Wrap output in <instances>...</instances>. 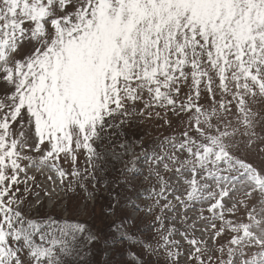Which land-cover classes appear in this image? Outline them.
<instances>
[{
    "label": "snow or ice",
    "instance_id": "obj_1",
    "mask_svg": "<svg viewBox=\"0 0 264 264\" xmlns=\"http://www.w3.org/2000/svg\"><path fill=\"white\" fill-rule=\"evenodd\" d=\"M37 175L103 183L110 232L29 204ZM125 249L264 264V0H0V264Z\"/></svg>",
    "mask_w": 264,
    "mask_h": 264
},
{
    "label": "rangeland",
    "instance_id": "obj_2",
    "mask_svg": "<svg viewBox=\"0 0 264 264\" xmlns=\"http://www.w3.org/2000/svg\"><path fill=\"white\" fill-rule=\"evenodd\" d=\"M145 131L148 132L147 129ZM81 165L83 166V159H81ZM67 167V165H65ZM45 174H51L48 173L47 170H45ZM102 177L104 175L103 173H98ZM36 183L40 185L39 188H33L32 189V196L28 197V203L32 204L36 200H42L44 207L43 212L49 211V204L51 203V200L48 198V196L45 195V192H47L51 197L58 198L59 204L56 206L55 209H53V213L61 215L62 217H71V218H79V219H85L87 222H90V219L93 214L98 217V221H104L108 222L113 217L107 216L106 212L100 210L97 208V203L100 201V196H108L107 189L103 186V183L97 186V188L93 189L91 185L88 186L87 191L84 189H77L74 192H65L60 188H57L55 191H52V185L48 183L43 176L37 175ZM88 193H92V195H89ZM106 202V201H105ZM27 210V208L25 209ZM35 215V213H34ZM129 216L137 215L136 212L130 211L128 213ZM171 215V213H169ZM189 216H192V212H188ZM143 219L147 220L149 217L145 216ZM172 223H176L179 226V221H172ZM175 239H180L179 236H175ZM182 264H183V258H182Z\"/></svg>",
    "mask_w": 264,
    "mask_h": 264
},
{
    "label": "trees",
    "instance_id": "obj_3",
    "mask_svg": "<svg viewBox=\"0 0 264 264\" xmlns=\"http://www.w3.org/2000/svg\"><path fill=\"white\" fill-rule=\"evenodd\" d=\"M106 201V202H105ZM108 205H109V196H100V201L97 203V208L106 212L107 211V208H108ZM55 216L57 218H64L62 217L61 215H58L55 213ZM72 219H78L80 220L81 222H87L85 219L87 218H84V219H79V218H72ZM90 219V222H87L89 223L90 225H92L93 227L97 228V229H100L102 230L103 232L105 233H108L110 232V229L107 227V223L104 222V221H98V217H96L95 214H93V216ZM118 249H120L122 246L121 245H117L116 246ZM112 259L114 262H119L121 260L123 261H129L130 264L132 262V257L130 255L127 254V249H125L124 251V254L122 255L120 251H117L113 256H112Z\"/></svg>",
    "mask_w": 264,
    "mask_h": 264
}]
</instances>
